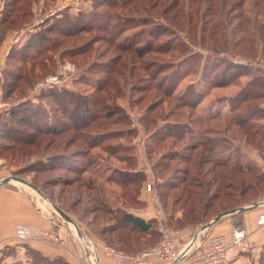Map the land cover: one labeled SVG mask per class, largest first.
<instances>
[{
	"label": "trees",
	"instance_id": "trees-1",
	"mask_svg": "<svg viewBox=\"0 0 264 264\" xmlns=\"http://www.w3.org/2000/svg\"><path fill=\"white\" fill-rule=\"evenodd\" d=\"M42 1L46 5L45 0H4L0 14V45L8 31L19 30L32 24L33 6ZM191 1V8L187 9L186 3L182 0H165L162 9L156 11L154 8L159 4V0H92V7L89 10H78L73 14L62 9L42 19L39 29L33 31L22 46H11L6 55L2 84L3 100H7L10 105L0 114V155L13 153L11 158L15 160L14 154H18L27 146L38 145L39 142L45 143L40 150L42 158L39 157L31 163L33 171L39 174L62 170L77 174L78 178L75 181L64 179L61 185L67 188L78 181L80 187L86 188L89 201H92L86 208L89 214H93L91 221L97 223L98 217L95 212L107 214L113 221L107 226L97 227L96 235L105 243L129 253L150 248L157 244L161 237L157 218L144 220L132 213L134 201H139L140 187L148 179L144 171L136 170L133 148H128L129 146L122 148L117 145L118 151L111 148L107 150L109 155L115 153L119 160L122 157L121 153H128L126 158H123L124 161L126 159L125 169L120 172L123 177H119L117 174L119 172L116 171L106 178L108 184L115 183L120 188V192L114 198H110L109 194L102 197L93 195L91 192L93 188L82 186L80 174L83 175L89 165L81 162L76 165L72 160L78 161L82 155L88 157V150L90 152L92 147H98L100 141L104 140L111 146V143L123 137L119 131L104 130L100 134L96 130L103 128V121L111 118L112 112L102 114L101 111L108 110L107 107L110 105L108 103H111L115 95L120 92L119 82L136 78L134 70L142 69L145 78L148 79L145 80L146 85L153 87L157 94L162 93L163 98H171L176 85L172 91L165 90L167 80L162 76L169 68L159 70L156 64L146 63L144 66L139 62L136 66L133 65L135 60H140L150 53L154 59L160 53L168 57V53L174 49L178 54L183 55L185 61L191 60L190 68L185 71L188 74L196 65L194 58L199 57L200 54H193L181 46L164 48L160 45L153 48L146 42L143 45L137 44V47L127 42L122 44L124 40H121L120 36L123 31L130 28L123 26L125 20L122 16L129 17L128 15L138 12H143L145 15L154 13L161 19L169 21L167 14L172 13L178 16L174 24L177 32H183L192 42V46L198 49L209 52L230 51L231 54L248 57L264 56V0H252L249 3L251 15L245 10L242 11L243 9L241 10L243 14H229L231 10L223 12L225 0ZM245 1L238 0L240 9ZM153 4L155 5L152 7ZM202 18H206L202 26L198 24L186 26L192 25L197 20L201 21ZM236 20L237 22L234 23ZM101 28H104L107 35L105 39L115 38V40L105 41L100 37L87 40V35L93 31H101ZM96 41H103L120 53L99 67L103 69H96L97 72L89 66L88 69H91L92 74L96 73L98 83L93 90L92 99L78 95V91L67 87L59 88L52 85L35 94L33 101L36 100L37 103L34 104L28 93L39 80L55 75V53H58L59 59L68 58L77 64L86 60L85 57L91 53L93 43ZM95 49H98V46L94 51ZM205 62L201 69L200 81H205L211 87H226L233 82V78L240 75L249 76V80L235 96L230 98L228 119L225 117L224 120H220L211 114L199 118L195 109L203 98L201 92L205 88L196 91L189 87L183 94L185 99L178 97L175 100L178 102L182 100L181 105L188 110L187 119L197 125L198 129L183 122L167 123L162 129L165 132L163 134L162 130L152 131L151 137H155V140L150 146L151 153L155 148L163 146L167 138L173 141H185L187 135L200 134L196 143L186 144L188 146L185 151L175 153L177 157L172 153L163 152L152 164L151 171L154 177L163 179L156 184L157 195L161 201L172 196L173 205L181 202L179 216L175 218L176 229L188 225H200L205 219L220 211L240 208L244 204H257L260 201L258 199L264 196V171L248 156L231 162L221 151L216 153L217 147L223 149L222 151L226 150L222 144H228L229 140L226 138L228 134L230 138L234 136L243 138L244 135L246 143L254 142L260 151H264V123L255 124L258 120L264 121L262 108L264 81L260 76L236 64L231 66L225 61H214L212 58L205 59ZM212 63H218L222 67V70H218L221 71L220 74H216L218 71L207 73L208 67L213 68ZM100 75H104V78ZM160 104L148 105L145 114H153L158 118L172 116L170 112L168 116L164 115L163 111L156 112L155 109ZM180 116L185 114L180 113ZM148 118L146 124L150 125L153 123V118ZM112 124L114 123L107 121L105 125ZM72 131L77 136L68 135ZM89 131L94 133V138L87 136ZM64 135L68 136L64 139ZM77 140L79 148L69 151V147ZM57 144L61 146L60 150H50ZM19 157L22 158V155ZM169 160H177L183 166L170 171ZM262 160L264 161V155ZM100 186L102 187L101 184ZM102 192L105 193V190ZM251 195H255L257 200L251 198ZM132 197L134 200H131ZM244 199L247 203H243ZM163 207L167 205L163 204ZM4 252L9 254L10 250ZM26 253L30 258L27 264H70L60 257H45L29 248L26 249ZM263 258L264 251L261 253L260 264Z\"/></svg>",
	"mask_w": 264,
	"mask_h": 264
},
{
	"label": "rangeland",
	"instance_id": "rangeland-1",
	"mask_svg": "<svg viewBox=\"0 0 264 264\" xmlns=\"http://www.w3.org/2000/svg\"><path fill=\"white\" fill-rule=\"evenodd\" d=\"M45 1H47L46 5H44V2L42 1V5L36 7L35 9L36 20L39 19L41 20V18L43 17L47 18L50 15H52L53 12H57L62 9L68 10V12L74 14L77 13L78 10H89L92 7V0H45ZM182 1L186 3L187 9L191 8L192 5L191 0H182ZM251 1L252 0H246L242 4L240 9V4L238 0H225L223 12H227L231 10L229 14H238V13L240 14L242 13V11L245 10L246 13L251 15L252 13L249 7V3H251ZM163 2H165V0H159V4L154 8V10L156 11L161 10L163 7L162 6ZM63 5L66 6L64 8L58 9ZM154 5L155 4H153L152 7ZM3 7H4V0H0V9H3ZM128 16L129 17L122 16L125 20L123 21L124 22L123 26L125 28L130 27L127 31H123L120 36L121 40L122 39L124 40L122 44H125L127 42L131 46L133 45L134 47H137L136 46L137 44L143 45L146 42L148 45L152 46L153 48L159 47L160 45L164 48L181 46L186 50H190L191 52H193V54H200L201 57L199 56L194 58L196 61V65L192 69V71L193 70L194 71L193 72L191 71L188 74L185 71H187L190 68L191 64L189 62L191 60L185 61L183 55L178 54L174 49L168 53V57L160 53L157 55L156 59H154L151 56L152 53H150L140 60H135L133 62L134 64L133 63L132 64L136 66H138L137 63L139 62L144 64V66H146V63L156 64L159 70L165 69L166 67L169 68V70H167L164 73L165 75L162 76L164 79L167 80V86L166 88L164 87L165 90L168 89L169 91L170 90L172 91L174 89V86L176 85L174 91L171 94L172 95L171 98L169 99L163 98L162 93L159 95L156 93V90L153 89V87H148L146 85L147 81H145L148 79L145 78L146 75L142 69L134 70V76L136 78L132 80L131 79L129 80L127 78L128 80L124 82H119V86L121 87L120 92L115 95L111 103H108L110 104L108 105L109 107H107L109 109L108 110L105 109L101 111L103 112L102 114H106L107 112H112L111 113L112 116L111 118H107V120L103 121L104 122L103 128H99V130L98 129L96 130L99 133L104 132V130H107V132L119 131L123 137L118 138L116 141L111 143V146H109L108 145L109 143L105 142L104 140L100 141L99 142L100 147L99 146L92 147L90 152L88 150V157L86 155L85 157H83L82 155L81 157H79L78 161L72 160V163L74 162V164L77 165L81 162V163H85V165H89V167H87L86 172L83 175L80 174V178L82 179L81 182L82 186L89 187L90 189L93 188L91 190L93 195L102 197L109 194L108 196H110V198H114L120 192V188L116 186L115 183L108 184V182H106V178L108 176H112L116 171L119 172L117 173L119 177L121 178L123 177L121 176L120 172H122L125 169L124 164L126 163V159L124 161L123 158H126L125 156L128 155V153L127 152L121 153L122 157L119 160V158L115 156V153H113V155H109L108 154L109 152L107 150L111 148V150L113 149L115 151H118L119 148L116 149L117 145H119L122 148L126 146H129L128 148H133L132 154L137 164L136 170H142L148 176V179L140 187L139 195H138L139 201H134V204L132 206L134 207V210H139V209L143 210L146 207L147 201L149 202V200H151L152 201L151 204L153 205L152 211L156 212V214L158 213L157 216L160 217L158 226L160 224L167 226L174 235H175V231L185 229L189 226L197 227V230L201 229L215 215H217V213L209 217L208 219H205L204 223L200 225H188L183 228L176 229L174 227L175 218L179 216L181 202L173 205L171 203V201L173 200L172 196L170 198H166L165 201L163 200V202L161 201V199L157 195L156 184L162 182L163 179H158L159 177L157 176L154 177V174L151 171L152 164H154V162L158 160L161 153L163 152L172 153L174 157H177L178 155H174V154L182 153V151H185V148H187L188 146L186 144L196 143L200 138V134L194 133L192 135H187L185 141H173L172 139L167 138L165 143H163V146L155 148L154 152L151 153L150 146L152 145V143H154L155 140L154 139L155 137L153 138L151 137L152 131L154 129H155L154 132L161 131L167 123L181 124L183 122H186L187 124H190L193 128L198 129L197 125L191 123L187 119L188 115L186 113L188 112V110L181 105L182 100L179 102L175 100V98L178 97L179 99H181L186 89L189 87L190 89L194 88L196 91H199L203 87L205 88L203 92H201L203 94V98L195 109L197 114L200 116L199 118H202V116H205L207 114H211V116H216L220 120H224L225 117L228 119L229 117L228 106L230 104L229 100L231 97L235 96L240 91L241 87L249 80V76L240 75L237 78H233L232 79L233 82L226 87H211L207 85L205 81L203 82L200 81L201 69L203 67V64L206 63L205 59L212 58V60L214 61L215 60H220V62L225 61L231 66L233 64H236L238 66L245 67L244 70H249V72L253 73L254 75L260 76L264 81V58H263L264 56L259 55L254 57H248L234 53L231 54L230 51L220 50L216 52H209L202 49H198V47L192 46V42L188 38H186L183 32H177V28L174 26V24L176 20H178V16L172 13L167 14L169 21L161 19V17L156 16V14L154 13H146L145 15L143 12L141 13L138 12L135 14L134 13L130 14ZM205 20L206 18H202L201 21L197 20L196 22H193L192 25L188 24L186 26H195L197 24L198 26H202ZM236 22L237 20L234 21V23ZM101 29H102L101 31H93L92 33L87 35L86 37L88 38L87 40L91 38L94 39L95 37L103 38L105 41L115 40V38L105 39L107 35L104 32V28ZM96 42L93 43L94 47L91 53L85 57L86 60L83 62L79 61L77 64H74V62L68 58L59 59L58 53H55L54 56L56 57L55 58L56 70L54 76L58 77L60 81V83H58L55 86L59 88L67 87L71 90H75L76 92L78 91V95H82L85 98L92 99L93 90L98 85V83L96 77L97 75H95L96 73L92 74L91 69H88L89 66L92 67L95 70V72H97L96 69H103L99 67L103 66L104 64L112 60L115 56L119 55L120 53L114 47H110L105 42L103 43V41L101 42L96 41ZM96 46H98V49H95L94 51V48ZM192 61L194 60L192 59ZM212 64L213 65L211 66H213V68L211 69L210 67H208L207 73H209L210 71L222 70V67L218 63H212ZM96 66L98 68H95ZM4 68L5 67H2V70ZM218 72L216 74H220L221 71ZM100 76L104 78V75H100ZM49 77H53V76H48L44 79H41L36 84H41L42 82H45V80ZM158 78L160 79L161 77ZM79 80L82 82H80ZM3 82H4V78H3ZM39 90H37V92H35L34 90L32 93L29 91L28 97L31 98V100L33 101V98H35L36 96L35 94H37ZM185 98L186 97H183V99ZM23 99L25 98H22V100ZM5 101L8 102L7 100ZM33 103L36 104L37 101L35 100L33 101ZM155 103L156 104L161 103L155 109L157 110L156 112L163 111L164 115H167L168 112H170L172 116H169L167 118H165V116L158 118L157 116H153V114L146 115L145 110L147 109V106L148 105L151 106L152 104ZM262 106H263L262 108L264 109V103H262ZM180 113L185 114V116L181 117ZM147 116L153 118L152 119L153 123L150 125L146 124V120H149ZM107 121H110V123H114V124L105 125ZM262 123H264L263 120H258L255 122V124L257 125H260ZM91 131H89V134H87V136L94 138L95 135ZM161 133L162 134L165 133L164 130H162ZM68 135L77 136L76 134H74V131L70 132ZM67 136L64 135V139ZM226 138H228L230 142V143L228 142V144L227 143L222 144V146L226 148V150L222 151L223 149H219V147H217L216 153L217 152L219 153L221 151L224 154L223 156H225L226 159L229 158L231 162L233 160H237V158L242 159L243 157L248 156L254 164H256L260 169L264 170V161L262 160L264 151H260L255 146L254 142L250 144L246 143L244 135L243 138L242 136H234L230 138V135L228 134ZM77 142L78 140L75 141V143L72 144L68 150L72 151L77 149L78 147ZM42 146H45V143L39 142L38 145L27 146L25 149H22V151H20L18 154H14L16 156L15 160H12L11 158L13 153H4L0 155V165L2 164L4 166L3 171L5 172H3V174L5 175V178L16 177L25 180V182L28 183V186H25L17 182H11V184H8L7 186H17L22 189H26L36 198L50 202L53 206H56L67 217H69L71 221L79 222L78 223L79 226H80V222L84 220L83 222L85 223L87 222L88 225L94 227L95 232L97 227L103 226L105 222H108V224H112L113 223L112 219H109L107 214L104 213L102 214L101 212H95L97 213L96 216L98 217L97 223H93V221H91L93 214H89L86 208L90 206L92 201L91 202L89 201V194L86 192L87 189L86 188L83 189L82 187H80L81 185H79L78 181L75 182L71 187H67V188L61 185L62 182H64L63 181L64 179L65 181L67 180H71V182L75 181L78 178L77 174L69 173L62 170H55L52 171L51 173L44 172L39 174H36L33 171L32 169L33 167L31 166V163L33 161H36L40 157V154H42L40 151L42 150ZM59 147L61 146L57 144L56 146H52L50 150L58 151L60 150ZM101 148L104 150H101ZM20 155H22V158L19 157ZM42 160L45 162L44 159ZM75 161L77 163H75ZM179 166L182 167L183 165L179 164L177 160L174 161L169 160L170 171L178 168ZM58 177L60 179H58ZM100 184L102 185V187L100 186ZM148 185H150V190L148 189ZM104 190L105 193L102 192ZM263 197L264 196L258 199V201L259 200L263 201L264 200ZM251 198H255L257 200L255 195H251ZM131 200H134V198L132 197ZM243 203H247V201L244 199ZM96 204L99 203L96 202ZM163 204H166L167 207H163ZM244 206H252V205L244 204ZM221 212L224 211H220L218 213ZM54 214L58 218V221H61V223L63 222V224H65L66 220H64L55 210H54ZM74 225L77 228L76 223ZM192 237H193L192 234H190L188 240L191 239ZM100 243H104V242H100ZM95 244H94V248L97 249ZM110 246L114 247L113 245ZM181 248H184V246H182ZM188 250L190 251V249Z\"/></svg>",
	"mask_w": 264,
	"mask_h": 264
},
{
	"label": "crops",
	"instance_id": "crops-1",
	"mask_svg": "<svg viewBox=\"0 0 264 264\" xmlns=\"http://www.w3.org/2000/svg\"><path fill=\"white\" fill-rule=\"evenodd\" d=\"M40 5H42V2L33 6L34 19L32 24L19 30L8 31L5 39L0 45V89L3 103L8 104L3 100L2 86L4 70H2V67H5L6 55L11 46H22L28 39L29 35L33 31L39 29V23L44 17L41 18V20H36L35 9ZM65 6L66 5H63L58 9L64 8ZM2 10L3 9H0V14ZM33 91L34 88L30 92ZM1 165L0 180L1 178H5V175L3 174V172H5L3 171L4 166ZM8 184L0 185V264H27L30 261V258L26 253V249L28 248L39 252L45 257H60L70 264H87L86 256L90 254V249L94 248L95 243H98L99 241L104 242L98 235H96L94 227L88 225L87 222H83L84 220L80 222V226L77 221H66L65 224H63V222L61 223V221H58V218L55 216L53 205L50 202L36 198L26 189L17 186H7ZM151 203V200H149V202L147 201L146 207L143 210H134L132 213L144 220H149L151 218H157L160 220V217L157 216L158 213L156 214V212L152 211L153 205ZM257 213L258 210L254 207L243 212L224 216L205 229L202 227L197 230V227L189 226L185 229L177 230L175 231L177 244L179 247H186L189 245L190 251H193L206 246L210 238L213 236L222 235L226 239H230L231 228L235 225H242L247 230L249 240L254 246V254L252 256V259L254 260L253 264H260L261 253L264 251V226L258 227L256 225L255 218ZM75 223L77 228L74 225ZM55 224L62 229L65 237L64 246L49 245L41 239L33 237H27V239L22 241H19L18 239V232H28L29 234L27 235L31 236L30 234L50 229ZM107 225H109L108 222H105L103 226ZM190 234H192L193 237L188 240ZM81 239L89 243L88 248L83 249ZM5 250H10V253L6 254L4 252ZM96 262L97 264H118L112 262L102 254L98 257ZM247 263V256L238 254L234 249L229 252L228 264ZM149 264L165 263L159 260H152ZM180 264L192 263L190 259H187ZM262 264H264V258Z\"/></svg>",
	"mask_w": 264,
	"mask_h": 264
},
{
	"label": "built area",
	"instance_id": "built-area-1",
	"mask_svg": "<svg viewBox=\"0 0 264 264\" xmlns=\"http://www.w3.org/2000/svg\"><path fill=\"white\" fill-rule=\"evenodd\" d=\"M58 83H60L58 77H49L45 82L36 84L34 90L36 92L41 88L57 85ZM8 106L9 105L2 102V93L0 89V114ZM148 189L150 190V185H148ZM255 205V208L258 210L255 223L258 227L264 226V200ZM158 231L161 236L158 243L137 253H127L99 242L95 244L97 249H90V254L86 256V263L97 264L96 261L98 256L102 254L112 262L118 264H149L152 260H159L165 264H180L187 259H190L192 264H228L229 252L233 249L236 250L238 254L247 256V264L254 263L252 259L254 246L249 240L247 230L242 225H235L231 228L230 239H226L222 235L213 236L206 246L193 251L187 249L188 245L181 249L177 244L175 235L167 226L160 224L158 226ZM27 234L29 233L24 231L18 232L19 241L27 239V237H33L39 238L49 245H65V237L62 229L56 224L50 229L30 234L31 236ZM81 245L83 249H85L88 248L89 243L81 239Z\"/></svg>",
	"mask_w": 264,
	"mask_h": 264
},
{
	"label": "water",
	"instance_id": "water-1",
	"mask_svg": "<svg viewBox=\"0 0 264 264\" xmlns=\"http://www.w3.org/2000/svg\"><path fill=\"white\" fill-rule=\"evenodd\" d=\"M12 182H17V183H20L22 185H25V186H28V183L25 182V180H22V179H19V178H16V177H6V178H2L0 180V185H3V184H10ZM30 187V186H29ZM33 188V187H32ZM256 205L253 204L252 206H245V207H240V208H236V209H232V210H228V211H224V212H221V213H218L217 215H215L208 223H206L204 226H203V229L211 226L213 223L217 222L218 220H220L222 217L224 216H227V215H231V214H234V213H238V212H243L245 210H249V209H252L254 208ZM54 210L64 219L66 220L67 222H71L70 218L67 217L60 209H58L56 206H53ZM187 249H189V245L187 246Z\"/></svg>",
	"mask_w": 264,
	"mask_h": 264
},
{
	"label": "bare ground",
	"instance_id": "bare-ground-1",
	"mask_svg": "<svg viewBox=\"0 0 264 264\" xmlns=\"http://www.w3.org/2000/svg\"><path fill=\"white\" fill-rule=\"evenodd\" d=\"M12 182V181H11ZM182 249V248H181Z\"/></svg>",
	"mask_w": 264,
	"mask_h": 264
}]
</instances>
